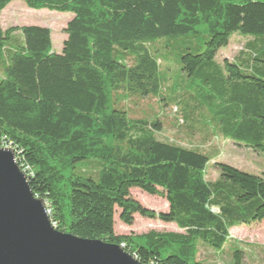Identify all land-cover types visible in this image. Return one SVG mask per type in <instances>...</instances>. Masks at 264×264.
Listing matches in <instances>:
<instances>
[{"label":"trees","instance_id":"16d2710c","mask_svg":"<svg viewBox=\"0 0 264 264\" xmlns=\"http://www.w3.org/2000/svg\"><path fill=\"white\" fill-rule=\"evenodd\" d=\"M12 1L0 0V145L53 225L144 264L255 256L230 230L264 220V174L217 161L214 142L264 152V0H20L74 14L61 52L46 26L3 28ZM235 33L255 39L217 61ZM172 117L177 134L161 137ZM132 188L168 211L145 207ZM116 208L126 225L139 214L184 232L117 234Z\"/></svg>","mask_w":264,"mask_h":264},{"label":"water","instance_id":"95a60500","mask_svg":"<svg viewBox=\"0 0 264 264\" xmlns=\"http://www.w3.org/2000/svg\"><path fill=\"white\" fill-rule=\"evenodd\" d=\"M0 264L144 263L122 245L58 230L14 151L0 147Z\"/></svg>","mask_w":264,"mask_h":264},{"label":"rangeland","instance_id":"374dc122","mask_svg":"<svg viewBox=\"0 0 264 264\" xmlns=\"http://www.w3.org/2000/svg\"><path fill=\"white\" fill-rule=\"evenodd\" d=\"M73 17L74 14L72 12L64 13L45 9L34 10L28 8L22 1L14 0L3 10L1 21L4 29L23 25H42L50 28L54 50L61 52L63 42L67 37L64 29ZM253 39H255L254 36H246L240 33L233 34L230 44L219 50L216 60L222 61L224 58L232 59L243 47L245 40ZM161 42H164V39H161ZM173 121L174 117H172L171 122H166L164 130L158 132V135H161V137L175 136L177 131L172 128ZM214 143L220 147L221 151L220 156L216 158L217 161L231 164L247 172L264 174V152L256 153L250 150L238 149L230 141L221 140L220 138L216 139ZM214 162L215 160H212L209 163L207 174L210 178L217 179L219 171L214 168ZM130 193L133 198L147 208L153 209L156 212L168 211V203L164 198L150 195L139 188H132ZM150 230L184 232L175 223H165L159 219L142 217L139 214H135L133 225H126L120 219V209L116 208L115 232L117 234H141ZM230 233L233 240L242 242L239 244V249L246 248L249 250L251 246L248 244H253V247H255V256L248 255V258H243L241 264H264V252L258 249V247L264 246V220L251 225L234 227L230 230ZM223 261L226 262V260Z\"/></svg>","mask_w":264,"mask_h":264},{"label":"crops","instance_id":"0c3cea01","mask_svg":"<svg viewBox=\"0 0 264 264\" xmlns=\"http://www.w3.org/2000/svg\"><path fill=\"white\" fill-rule=\"evenodd\" d=\"M233 146H234L235 148H238V149L250 150V149H247V148H241V147L235 146L234 144H233ZM250 151H251V150H250Z\"/></svg>","mask_w":264,"mask_h":264},{"label":"built area","instance_id":"2783aa9c","mask_svg":"<svg viewBox=\"0 0 264 264\" xmlns=\"http://www.w3.org/2000/svg\"><path fill=\"white\" fill-rule=\"evenodd\" d=\"M0 147H3V148H10V149H11V147H10V146H7V145H0Z\"/></svg>","mask_w":264,"mask_h":264}]
</instances>
